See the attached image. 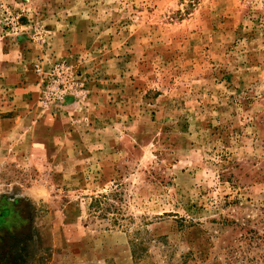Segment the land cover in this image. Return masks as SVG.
I'll return each instance as SVG.
<instances>
[{
  "label": "rangeland",
  "instance_id": "obj_1",
  "mask_svg": "<svg viewBox=\"0 0 264 264\" xmlns=\"http://www.w3.org/2000/svg\"><path fill=\"white\" fill-rule=\"evenodd\" d=\"M0 264H264V0H0Z\"/></svg>",
  "mask_w": 264,
  "mask_h": 264
}]
</instances>
